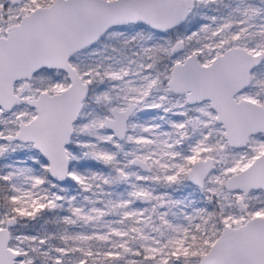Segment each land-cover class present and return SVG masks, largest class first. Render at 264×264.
I'll return each instance as SVG.
<instances>
[{
    "label": "snow or ice",
    "instance_id": "6c2138e0",
    "mask_svg": "<svg viewBox=\"0 0 264 264\" xmlns=\"http://www.w3.org/2000/svg\"><path fill=\"white\" fill-rule=\"evenodd\" d=\"M0 264H264V0H0Z\"/></svg>",
    "mask_w": 264,
    "mask_h": 264
}]
</instances>
